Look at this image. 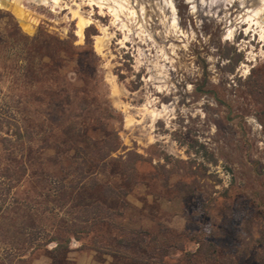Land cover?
I'll return each mask as SVG.
<instances>
[{
  "label": "rangeland",
  "instance_id": "1",
  "mask_svg": "<svg viewBox=\"0 0 264 264\" xmlns=\"http://www.w3.org/2000/svg\"><path fill=\"white\" fill-rule=\"evenodd\" d=\"M156 2L134 0L135 21L120 16L128 30L94 8L81 39L70 13H90L81 0H21L29 32L0 8V112L17 113L20 149L34 151L11 217L52 236L31 264H75L76 251L104 264H264V38L244 23L225 35L256 0L214 17L172 0L175 29ZM104 142L115 162L100 160ZM98 215L111 226H93ZM120 236L139 242L112 244ZM104 239L121 255L89 249ZM7 248L0 240V259Z\"/></svg>",
  "mask_w": 264,
  "mask_h": 264
},
{
  "label": "trees",
  "instance_id": "2",
  "mask_svg": "<svg viewBox=\"0 0 264 264\" xmlns=\"http://www.w3.org/2000/svg\"><path fill=\"white\" fill-rule=\"evenodd\" d=\"M55 43L57 45H61L64 42L55 40ZM55 95H59V91L56 92ZM16 114V112H11L10 115L13 116L10 117L5 113L0 112V128L11 121V123H14V127L16 129L14 132H11L12 134H10L14 137L13 140L9 136V132L6 133L7 136L0 135V219L3 221H0V224L4 227V230H2L3 234L1 235L0 233V240L8 245L3 259H0V263L2 262L1 260L5 259L4 263L2 262L1 264H31L32 254L52 242L50 232H48L45 228H42V226H36L34 223L27 224L26 222H18L16 221L17 218H12L13 216L11 215V213L23 208V203H21L20 199L16 195L21 187L22 179L27 174L28 167H31L32 165L30 155L34 152L31 147H29L28 153H26L25 150L20 149L19 144L21 140H23V135L20 132V125L18 124ZM103 149L107 150V152L101 155L100 160L103 161L102 163L106 164L107 161L115 162L116 159L111 158V153L117 151L118 148L116 146H108V148H106V143L104 142ZM120 166L123 168V163L120 164ZM108 191L110 195L109 197H112L113 199L125 197L128 194V190L123 189L113 190L108 187ZM96 208H100V206L97 204ZM30 219H32V217H30ZM105 219V217H100V215H98L97 218L92 219V225L95 226L97 224H102V226H111V224H109V222L107 223ZM80 220L90 221V219ZM112 227L115 226L112 225ZM92 230H94V228H92ZM71 232L76 236L80 233V229L75 227L71 230ZM153 239V241L156 242L154 237ZM65 242L67 241L65 240ZM137 242H139L138 237L125 241V239L120 236V238H114L112 240V244H118L121 248H128ZM104 243H106L105 239L100 242L92 240L89 249L101 254L111 255L112 257H118L121 255V252L113 250L112 248H107ZM197 243L198 247L193 252V255H203L204 253L201 252L200 243ZM104 246L105 248H103ZM150 247H152L150 248L152 253H154L155 250H159L156 245ZM145 249H147V247H145ZM16 250L21 254H16ZM153 256H155V254ZM134 259L144 264H148L150 263L149 261L155 260V258L150 260L151 258L143 259L137 257Z\"/></svg>",
  "mask_w": 264,
  "mask_h": 264
},
{
  "label": "bare ground",
  "instance_id": "3",
  "mask_svg": "<svg viewBox=\"0 0 264 264\" xmlns=\"http://www.w3.org/2000/svg\"><path fill=\"white\" fill-rule=\"evenodd\" d=\"M34 4H41L42 0H28ZM54 8H60V0H49ZM85 3L87 7L90 8V13L87 16L81 15L80 13V5L76 4L75 9H70V13L72 14V18L76 20V31L75 34L77 37L80 39L83 37L84 30L86 27H88L92 23V18L91 16L92 11L94 8L98 9V14L101 16H105L106 13L111 16L112 21L111 25L112 26H119L120 29L128 30L127 23H124L120 20V16L125 13H127V20L129 21H135V19L138 17L136 15V12L134 10V0L129 1V0H81ZM21 0H0V8H6L15 14V16L18 18L20 21V24L22 25V28L26 31L29 32L28 30V24L26 23V16L23 14L21 10V5H20ZM185 4L190 5V14L191 15H196L199 13V7L201 3L205 2V6H208L209 11L204 15L206 17H214V14H210V12H216L212 11L215 8H222L223 5L230 6L234 0H211V5L209 6L206 0H184ZM172 0H158V2L155 3V5L163 11V14H165V17H168V21L170 26L175 29L176 28V16H174V9L173 6L171 5ZM255 6L248 8V10L240 16L239 18L237 17L234 21L233 24L230 22L229 28L226 30L225 35L227 37H232L234 35L235 29H237V26L240 25L241 23H244L247 25L246 32L249 30H254V28L258 29L259 32V38L262 39L264 38V0H256ZM224 6V7H225ZM66 7V6H65ZM202 7V5H201ZM229 10V9H228ZM220 11V10H219ZM216 14V13H215ZM219 15H217L215 18H217ZM227 15H224L223 17L226 18ZM126 17V15H125ZM221 17H219L220 19ZM223 24V23H222ZM234 25V27H233ZM100 32L101 34L103 33L105 36V31L106 28L100 27ZM103 36V37H104ZM99 37V36H98ZM97 37V41L95 44V50L97 52L102 51V43L99 42V38ZM106 37V36H105ZM103 41V40H102ZM101 41V42H102ZM99 54V53H98Z\"/></svg>",
  "mask_w": 264,
  "mask_h": 264
},
{
  "label": "crops",
  "instance_id": "4",
  "mask_svg": "<svg viewBox=\"0 0 264 264\" xmlns=\"http://www.w3.org/2000/svg\"><path fill=\"white\" fill-rule=\"evenodd\" d=\"M189 249H191L192 251L196 250V248L198 247V243L197 242H192L191 244L188 245ZM179 252V251H178ZM93 252L92 251H76L74 252V257L71 258V260H73L75 262V264H104V262H96L94 260V256H93ZM181 254V252H180Z\"/></svg>",
  "mask_w": 264,
  "mask_h": 264
}]
</instances>
